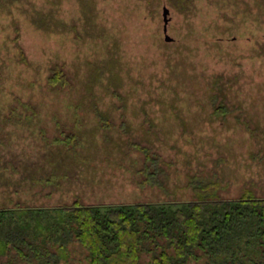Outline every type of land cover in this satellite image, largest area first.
Returning a JSON list of instances; mask_svg holds the SVG:
<instances>
[{
	"label": "rangeland",
	"instance_id": "374dc122",
	"mask_svg": "<svg viewBox=\"0 0 264 264\" xmlns=\"http://www.w3.org/2000/svg\"><path fill=\"white\" fill-rule=\"evenodd\" d=\"M192 175L264 196V0H0V209L184 202Z\"/></svg>",
	"mask_w": 264,
	"mask_h": 264
},
{
	"label": "trees",
	"instance_id": "16d2710c",
	"mask_svg": "<svg viewBox=\"0 0 264 264\" xmlns=\"http://www.w3.org/2000/svg\"><path fill=\"white\" fill-rule=\"evenodd\" d=\"M186 1L172 0L177 6ZM48 82L56 86L67 81L56 67ZM93 109L105 128H114L105 113ZM227 110L220 101L216 111ZM75 139L72 133L63 141L74 146ZM134 146L145 157L143 183L157 180L163 171L159 156ZM188 185L195 197L184 202L95 205L75 199L47 208L0 209V256L57 264L69 258L68 244L74 240L85 250L87 264H143V253L150 254L149 264H188L201 258L205 264H264V196L246 189L238 198L224 199L218 195V181L196 175Z\"/></svg>",
	"mask_w": 264,
	"mask_h": 264
}]
</instances>
